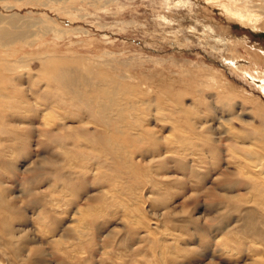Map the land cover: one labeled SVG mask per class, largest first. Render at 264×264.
Listing matches in <instances>:
<instances>
[{"label":"rangeland","instance_id":"obj_1","mask_svg":"<svg viewBox=\"0 0 264 264\" xmlns=\"http://www.w3.org/2000/svg\"><path fill=\"white\" fill-rule=\"evenodd\" d=\"M0 264H264V0H0Z\"/></svg>","mask_w":264,"mask_h":264}]
</instances>
